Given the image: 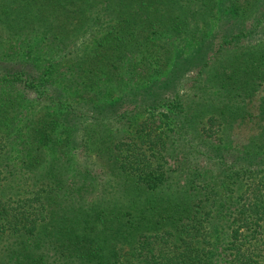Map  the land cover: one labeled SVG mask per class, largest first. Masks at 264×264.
<instances>
[{
    "label": "trees",
    "instance_id": "1",
    "mask_svg": "<svg viewBox=\"0 0 264 264\" xmlns=\"http://www.w3.org/2000/svg\"><path fill=\"white\" fill-rule=\"evenodd\" d=\"M0 264H264V0H0Z\"/></svg>",
    "mask_w": 264,
    "mask_h": 264
}]
</instances>
